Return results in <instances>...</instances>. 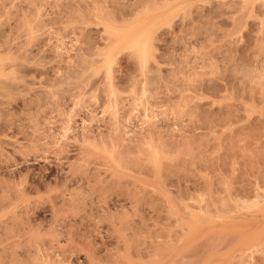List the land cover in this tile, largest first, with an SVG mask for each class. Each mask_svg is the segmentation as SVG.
<instances>
[{
  "label": "rangeland",
  "instance_id": "obj_1",
  "mask_svg": "<svg viewBox=\"0 0 264 264\" xmlns=\"http://www.w3.org/2000/svg\"><path fill=\"white\" fill-rule=\"evenodd\" d=\"M0 264H264V0H0Z\"/></svg>",
  "mask_w": 264,
  "mask_h": 264
},
{
  "label": "bare ground",
  "instance_id": "obj_2",
  "mask_svg": "<svg viewBox=\"0 0 264 264\" xmlns=\"http://www.w3.org/2000/svg\"><path fill=\"white\" fill-rule=\"evenodd\" d=\"M136 42H138V43H136ZM136 42H135V43H136L138 46H139V44L141 43L140 41H137V40H136ZM135 43H134V44H135ZM135 46H136V45H135ZM140 46H141V45H140ZM137 48H138V47H137ZM141 50H142V48H141V49L139 48V51H141ZM142 52H144V51L142 50ZM142 52H140V53H142Z\"/></svg>",
  "mask_w": 264,
  "mask_h": 264
}]
</instances>
